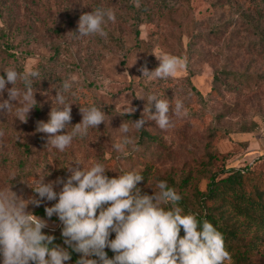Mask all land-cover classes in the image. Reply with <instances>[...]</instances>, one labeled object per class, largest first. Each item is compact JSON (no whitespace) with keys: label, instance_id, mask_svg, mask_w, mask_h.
<instances>
[{"label":"rangeland","instance_id":"1","mask_svg":"<svg viewBox=\"0 0 264 264\" xmlns=\"http://www.w3.org/2000/svg\"><path fill=\"white\" fill-rule=\"evenodd\" d=\"M68 1L0 0L5 6L0 25L8 23L14 29L9 40L12 47L0 51V65L21 73L29 67L38 70L43 77L34 81V95L39 106L45 104L38 115L33 108L27 122L17 119L11 125L20 138H28L27 154L13 150L9 138H0V188L10 183L24 199L40 200L38 206L29 204L28 210L47 221L46 234L59 233L58 217L45 213V207L55 201L41 199L29 186L44 166L50 172L46 182L69 175L63 167L74 159L82 160L85 167L99 160L109 169L142 170L143 179L137 183L142 194L151 195L158 181H166L191 210L197 191L204 190L208 179L211 149L226 156L227 168L250 159L245 136L257 138L264 151V0H140L139 7L131 0H83L76 5L74 0L75 7L67 14ZM97 7L115 13V22L104 26L107 36L77 35L80 15ZM55 48L58 55L54 57ZM161 51L181 58L186 67L169 79L147 82L140 69L157 67L153 53ZM73 76L77 80L66 94L73 103L71 123L80 122V108L93 104L107 115L105 123L59 152L47 145V133L36 131L37 122H47L51 107L56 106L55 90ZM153 92L168 99L173 110L176 99H181L187 115L177 117L170 111L172 126L166 130L146 120L144 128L156 134L159 143L141 144L139 131L133 130L130 135L140 150L116 152L113 145L121 139L118 127L124 121L117 113L130 100L136 109L132 114L141 118L149 107L147 96ZM141 95L145 99L136 97ZM150 111L155 112L154 102ZM249 126L252 132H238ZM259 164L264 165V159ZM106 174L116 175L111 170ZM243 228L248 230L246 240H252L248 264H264V227ZM232 264L240 263L232 258Z\"/></svg>","mask_w":264,"mask_h":264},{"label":"clouds","instance_id":"2","mask_svg":"<svg viewBox=\"0 0 264 264\" xmlns=\"http://www.w3.org/2000/svg\"><path fill=\"white\" fill-rule=\"evenodd\" d=\"M136 7H139V0H136ZM115 20L112 9L97 7L80 15L75 33L82 37H106L105 24ZM153 54L159 61L158 66L153 70L140 69L141 77L147 82L169 79L186 67V62L173 54L163 51ZM3 72L0 93L6 90L8 99L0 100V112L9 111L16 104L15 118L27 122L30 111L37 106L34 81H40L43 76L32 67L23 73L15 67ZM76 80L73 76L63 81L60 90H55L56 106L51 107L49 119L37 122L36 131L47 133V145L59 152L69 148L75 138H84L90 129L105 123L107 115L102 107L93 104L80 108V122L71 123L73 103L68 102L66 94L71 92ZM6 84L11 87L6 88ZM136 97L145 99L143 95ZM153 102L155 112L150 111ZM147 103L149 107L144 108L141 118L131 120V127L121 122L118 127L121 139L113 145L116 152L125 154V149L129 153L140 150L130 133L141 130L146 120H154L160 129L166 130L172 126L170 111L177 117L187 115L179 98L174 110L168 99L154 92L147 96ZM135 110L128 100L125 110L117 114L130 115ZM69 125H72L70 131ZM63 168L69 173L66 177L46 182L45 177L50 172L44 166L31 182L34 187L26 182L41 199L55 201L45 207V213L49 218L58 217L67 248L54 244L55 237L42 231L48 226L47 221L28 210L29 204L38 206L40 200L24 199L9 183L0 188V264H66L72 252L80 254L75 264H232L223 234L207 219H198V213L185 212L179 204L182 197L166 181H158L155 191L149 185L152 189L149 195L142 194L137 187L143 179L142 170L109 169L99 160L85 167L80 159L70 161ZM108 170L116 175L108 176ZM14 177L16 175L11 180ZM55 185H60L59 191L55 190ZM113 233L114 238H110ZM106 248L111 250L112 257L108 256Z\"/></svg>","mask_w":264,"mask_h":264},{"label":"trees","instance_id":"3","mask_svg":"<svg viewBox=\"0 0 264 264\" xmlns=\"http://www.w3.org/2000/svg\"><path fill=\"white\" fill-rule=\"evenodd\" d=\"M83 0H77L76 4H81ZM133 1L136 0H131ZM140 1V0H139ZM142 3V2H141ZM74 6V0L68 1L67 14L70 13ZM5 6L0 4V11L4 10ZM14 29L10 24L0 25V51L8 52L12 47L10 39L13 37ZM54 57L58 55V49L55 48L52 54ZM52 56V58H54ZM14 59H16L17 57ZM51 57V56H50ZM6 68L0 65V75H5L3 72ZM18 85L23 88V84L18 82ZM6 88L7 85H6ZM8 93L5 90L0 93V100H7ZM15 101H10L14 103ZM40 100L37 101V106L34 107L35 115L42 112L45 104L41 106ZM16 107L5 112H0V138L7 137L10 140L13 150H21V154H27L31 144L27 137L20 138L16 129L11 126L18 118H15ZM125 122H131L136 117L135 114H125L122 116ZM252 127L241 128L238 132H252ZM139 140L144 143H159L158 136L144 127L139 130ZM19 152V153H20ZM209 158V174L204 190L197 191L195 208L192 212L198 213V219H207L214 227L217 228L224 236L225 247L231 254L232 258L240 264H248L251 262L250 248L252 240L247 241V232L243 225L255 227H264V165L259 164V160L264 159V155L251 163H243L231 168L226 167V156L220 155L215 149H211ZM21 160V158H19ZM18 160V161H19ZM258 161V162H257ZM20 163H22L20 161ZM181 207L187 212L190 206L187 203L179 201ZM62 224L57 229L58 235L55 236L54 244L66 247L61 236ZM45 233L48 231L45 228L42 230ZM181 235L183 230L181 229ZM252 236L251 239H253ZM70 252L72 250L68 249ZM109 257L113 256L110 249H105ZM79 253L72 252L70 264H75L79 258Z\"/></svg>","mask_w":264,"mask_h":264},{"label":"crops","instance_id":"4","mask_svg":"<svg viewBox=\"0 0 264 264\" xmlns=\"http://www.w3.org/2000/svg\"><path fill=\"white\" fill-rule=\"evenodd\" d=\"M244 138L248 139L249 141L248 146L246 147V151H247L246 154L248 158L250 157V159H246V160L252 161L253 159H257L260 156L264 155V151L262 150V147H261L262 144L257 138L249 139L248 137L246 138V136Z\"/></svg>","mask_w":264,"mask_h":264},{"label":"built area","instance_id":"5","mask_svg":"<svg viewBox=\"0 0 264 264\" xmlns=\"http://www.w3.org/2000/svg\"><path fill=\"white\" fill-rule=\"evenodd\" d=\"M262 131H264V122H263V126L261 128ZM252 161H249V160H245V163H251Z\"/></svg>","mask_w":264,"mask_h":264}]
</instances>
